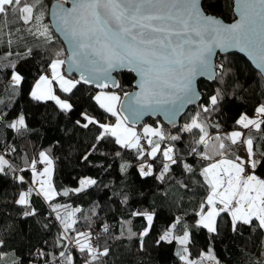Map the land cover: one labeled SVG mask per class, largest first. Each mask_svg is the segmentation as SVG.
Here are the masks:
<instances>
[{
	"label": "snow or ice",
	"instance_id": "snow-or-ice-1",
	"mask_svg": "<svg viewBox=\"0 0 264 264\" xmlns=\"http://www.w3.org/2000/svg\"><path fill=\"white\" fill-rule=\"evenodd\" d=\"M66 3H70L71 7H65ZM213 6L211 0H57L51 16L55 31L62 34L67 43L68 55L63 49L55 51L53 58L48 61L50 74L39 75L31 95L37 101L53 100L62 112L72 113L75 109L72 95L61 98L56 94L54 82L62 93L68 94H72L73 89L81 83L95 85L98 89H120L122 86L114 78L113 72L119 69L134 72L139 77L138 92H124L123 99L120 94L110 90L99 91L92 97L99 108L116 117L115 123L102 122L87 111L79 112L81 119L75 121L76 125L83 129L92 126L99 130L94 138L95 143L90 146L91 151H95L97 145L106 138H114L121 148L135 153L141 177L154 176L163 182L176 165L195 174L193 164L185 162L177 152L175 143H168L162 148L165 141H180V134L172 135L166 133L162 126L151 125L144 126L142 133H139L134 126H129V122L134 125L146 113L157 111H163L170 122H174L175 116L186 105L196 103L199 98L195 87L198 76H208L209 79L219 76L223 83L231 70L223 64H213L212 57L217 48L238 47L247 52L258 67L264 69V0H238L236 11L239 19L230 24L208 11ZM9 15L14 16L16 22L24 27L8 28L5 36L8 45L14 43V36L17 42L30 36L36 45L54 44L53 29L44 23L47 12L42 0H0V24L7 26L5 18ZM24 49L6 54L17 58L15 62H9V67L14 69L11 79L15 85L24 80L17 65L31 57L34 51L27 43ZM66 64L68 72L79 73V79H69L65 75L62 69ZM228 99L226 87L217 88L178 130V133L193 135L194 146L188 154L209 161L200 170L210 192L197 213V224L216 233L217 218L226 213L231 217L232 231H236L240 224L254 225L264 230V179L255 174L258 167H264V160L256 159L253 139L250 136L244 138L245 134L241 131H233L224 137L219 134L211 136L209 133V127H219L218 124H210V121L213 114H223ZM256 115L258 118L243 114L236 123L245 129L255 127L259 130L264 125V104L257 107ZM0 125L14 129L19 134L28 130L24 115H17L14 120H10L3 110H0ZM241 138L246 144V157L229 159L230 145L225 141L234 145ZM5 151L11 153L16 149L8 147ZM90 154H85L83 158L88 159ZM115 155L119 157L121 153L116 152ZM158 156L162 160H158ZM38 164L43 167L38 169ZM53 165L52 156L44 151L39 153L38 159L30 161L29 167L39 188L28 187L15 200L21 206L23 217L38 215L31 200L33 193L42 195L49 202L60 195L51 181ZM130 166L122 164L120 170L126 172ZM9 171L20 184L28 183L23 175H16L9 159L0 154V177L7 176ZM20 171L25 169L21 168ZM96 184L97 180L87 177L79 181L78 187L64 190L63 195L83 193ZM184 187L187 188V185ZM61 208L64 209L63 214ZM81 212L82 209L78 207L69 209L66 205H53L54 219L61 225L54 246L61 250L58 254H50L40 247L34 249L30 254L32 258L27 260L12 250V264H76L70 248L84 254L83 264H101L110 249L101 247L99 241L111 235V228L106 223H100V231H95L89 223L87 231L78 230L76 214ZM131 215L146 221L139 232H132L131 227L127 229L130 235L138 238L139 246L143 249L144 238L152 230L156 212L138 210ZM177 225L182 235L175 234ZM94 236L96 243H93ZM190 237L191 233L185 229L180 218H176L175 223L160 234L155 243L171 245L174 241L178 242L181 247L175 255L184 264H204L205 260L216 259L212 253H205L199 259L190 258L187 247ZM8 244L6 236L0 234V250L7 248ZM6 256L7 252L0 251V259Z\"/></svg>",
	"mask_w": 264,
	"mask_h": 264
},
{
	"label": "trees",
	"instance_id": "trees-1",
	"mask_svg": "<svg viewBox=\"0 0 264 264\" xmlns=\"http://www.w3.org/2000/svg\"><path fill=\"white\" fill-rule=\"evenodd\" d=\"M53 1L42 0L44 10L47 12L44 23L51 28L49 9ZM211 2L214 6L208 9L210 13L227 20L234 19L232 0ZM5 20L8 22L7 26L0 24L3 28L0 32V110H3L10 120H14L17 115H24L28 130L19 134L14 129L0 125V154L9 159L16 170V175H23L28 183L20 184L13 178L11 171L7 176L0 177V234L9 240L7 248L0 250L8 253V256L0 259L2 264H12V250L25 260L31 259V252L40 247H44L50 254H58L61 249L54 246V241L60 234L61 225L54 219L55 213H52V206L56 204L66 205L69 209L77 207L82 209L81 213L76 214L78 220L76 228L80 231H87L89 223L96 231H100V223L110 226L111 235L99 241L101 247L110 249L109 255L102 258L101 264H184V261L175 255L181 247L178 242L174 241L171 245L155 243L159 235L175 223L176 218H180L185 229L191 233L187 245L191 253L190 258L199 259L205 253H212L216 259L205 260L204 264H216V261H219V264H264V230L254 225L240 224L236 231H232L231 217L226 213L217 218L216 233H211L197 224L199 219L197 213L210 192L204 184L200 170L209 161L189 155L190 148L194 146L193 135L178 133V130L199 110L200 103L187 111L181 120V126L177 129L165 125L160 119H150L142 127L137 128L139 133H142L146 125L162 126L166 133L180 134L182 137L180 141H165L162 148L168 143H175L179 155L185 162L193 164L195 174L188 173L182 166L176 165L163 182L154 176L141 177L138 173L139 161L132 150L121 148L115 143L114 138H106L97 145L95 151H91L90 146L95 143L94 138L99 130L92 126L83 129L75 124L77 119H81L80 111H87L102 122L115 123L116 117L99 108L92 99L98 92L94 87H87L81 83L73 89L72 94H68L62 93L55 84L57 95L61 98L72 95L75 103L72 113L62 112L53 100L37 101L32 97V89L39 75L49 69L48 61L53 58L55 51L63 49L66 55V46L54 29L52 28L53 45L44 43L36 45L30 36L18 42L14 36V43L8 45L5 38L8 28L24 26L17 23L12 15ZM25 43L32 46L34 51L31 57L17 65L24 75V80L15 85L11 79L14 69L9 67V62H15L17 58L8 57L6 54L13 50L24 51ZM217 60V66L223 64L226 69L231 70L229 75L224 78L223 83L217 76L214 83L200 81L199 87L203 94L201 103L217 88L226 87L229 99L223 114H213L210 121V124H218L219 127H209L211 136L219 134L224 137V131L242 128L236 123L241 115L252 116L257 107L264 104V79L241 55L231 53L220 56ZM63 71L65 73V67ZM117 75L122 87L113 91L121 96L124 92L132 91L135 75L132 72H121ZM68 78L77 79L75 76ZM255 134L257 136L254 138V145L259 148L264 138V125H261L258 131L255 130ZM225 143L230 145L228 156L236 157L237 146L231 145L229 141ZM8 147H14L16 151L8 153L5 151ZM41 151L48 152L53 158L52 181L60 195L49 202L42 195L33 193L31 200L38 215L25 218L21 215V206L16 204L15 200L20 192L33 187V174L29 163L33 159H38ZM89 152L91 154L85 160L83 157ZM116 152H120L121 155L116 156ZM157 159L162 160V157L158 156ZM261 160H264V155ZM125 163L131 166L126 172H122L120 165ZM21 168L25 171L21 172ZM255 171L264 178V167H258ZM86 177L97 180V184L83 193L70 192L67 196L63 195L64 190L78 187L79 181ZM184 185H187V188ZM138 210L156 212L152 230L149 236L144 238L143 249L139 246L138 238L130 235L127 230L131 227L135 233L143 229L146 221L131 215ZM85 217L90 219L86 220ZM175 234H183L179 225L175 229ZM96 242L94 236L93 243ZM69 251L75 257L76 264H83L84 254L71 248Z\"/></svg>",
	"mask_w": 264,
	"mask_h": 264
},
{
	"label": "water",
	"instance_id": "water-1",
	"mask_svg": "<svg viewBox=\"0 0 264 264\" xmlns=\"http://www.w3.org/2000/svg\"><path fill=\"white\" fill-rule=\"evenodd\" d=\"M232 1H233V4H232L233 5V15L235 16L234 19L227 20V19H224L222 16H218V15L215 14V16L217 18L221 19L226 24L233 23L236 19H239L238 13L236 11V9L238 7V0H232ZM56 3H57V0H54L52 2V5H51L50 9H49L50 24H52V28L54 29V31H55V25H54L53 18L51 16V10L55 8ZM65 7H71V4L70 3H66L65 4ZM55 33L60 37L63 45L66 46V55H68V46H67L66 41H64V38H63L62 34H60L59 32H56V31H55ZM231 53L241 55L244 59H246L249 62V64L252 65V67L260 75H262V77L264 79V69L258 67L256 61L247 52L241 51L238 47H233V48H228V49H223V50L220 49V48L215 49V54L212 57L213 64L217 66V63H218V60L217 59H218V57H220V56H222V57L223 56H227L228 54H231ZM64 67H65V74L68 77L75 76V77H77V79H79V73L78 72H76V71L68 72V70H67V68H68L67 64ZM121 72H129V71L126 70V69H119V70L113 72L114 78L116 80H118V81H119V79H118V75L117 74H120ZM129 73H131V72H129ZM132 73L135 75L136 78H135V81L133 83L134 87H133L132 91H129V93H133V92H138L139 91V87H138L139 77L136 75V73H134V72H132ZM200 81L214 83L216 81V79H209L208 76H198L196 78V80H195V87H196L197 91L200 94L199 95V98L197 99L196 103H192V104L186 105L184 107V109L175 116L174 122H170V119H169L168 115H166L163 111H157V112H148V113H146L134 125L131 122H129V126H134L135 128H140V127H142L144 125V123L146 121H148L150 119H152V120L160 119L165 125H168L172 129L179 128V126H181V120L184 117V115L187 113V111L191 107L198 106V104L201 103V101H202L203 94L200 92V87H199ZM84 85H86L87 87L88 86L89 87H94L95 90L98 91V92L99 91H102V90H108V89H98V88L95 87V85H92V84H84ZM110 89H112V90H119V89L111 88V87L109 88V90ZM121 97L123 99V95ZM124 115H127V113H124Z\"/></svg>",
	"mask_w": 264,
	"mask_h": 264
},
{
	"label": "crops",
	"instance_id": "crops-1",
	"mask_svg": "<svg viewBox=\"0 0 264 264\" xmlns=\"http://www.w3.org/2000/svg\"><path fill=\"white\" fill-rule=\"evenodd\" d=\"M34 87H35V85H34ZM34 87H33L32 90H34ZM54 87H55V83H54ZM56 94H57V92H56ZM249 117L250 118H258L257 115H256V110L254 111V114H252V117L251 116H249ZM255 130L258 131V129H256L255 127H249L247 129H245V128L242 127V128H239V129H232L231 131H224L223 132V135L224 136H227V135H229L233 131H241V132H243L245 134V137L244 138H247V137L250 136L253 139V142H254V140H255L254 138H256V136H257V134H255ZM244 138H241L240 140H238V142L236 144H234L235 146H237V149H238L237 156H240L242 158L246 157V154H247L246 153V144L244 143ZM254 151L256 152V159L261 160V158H262V155L261 154H262V151H264V138L262 139L259 148H256L255 145H254ZM228 158L229 159H234L235 157L234 156H228ZM255 174L260 179H264L263 177H260L256 173V171H255ZM32 177H33V182H32L33 187H35V188L38 189L39 188V184L38 183H35V178H34L33 175H32ZM52 179H53V176H51V181H52ZM82 179H84V178H82ZM52 184H53V181H52ZM63 210H64L63 208L60 209V211H61L62 214H63Z\"/></svg>",
	"mask_w": 264,
	"mask_h": 264
},
{
	"label": "built area",
	"instance_id": "built-area-1",
	"mask_svg": "<svg viewBox=\"0 0 264 264\" xmlns=\"http://www.w3.org/2000/svg\"><path fill=\"white\" fill-rule=\"evenodd\" d=\"M44 74H50V69H46V70L44 71ZM142 142H143V141H142ZM37 167H38V169H41V168L43 167V165L38 164ZM95 231H96V230H95Z\"/></svg>",
	"mask_w": 264,
	"mask_h": 264
},
{
	"label": "rangeland",
	"instance_id": "rangeland-1",
	"mask_svg": "<svg viewBox=\"0 0 264 264\" xmlns=\"http://www.w3.org/2000/svg\"><path fill=\"white\" fill-rule=\"evenodd\" d=\"M62 71H63V69H62ZM66 75V74H65ZM102 91H108V90H102ZM110 91H113V90H110ZM247 116H249V115H247ZM252 117V116H251ZM187 123V122H186ZM185 124V123H184ZM136 130H137V132H139L138 131V129L136 128ZM0 264H2V262H0Z\"/></svg>",
	"mask_w": 264,
	"mask_h": 264
}]
</instances>
